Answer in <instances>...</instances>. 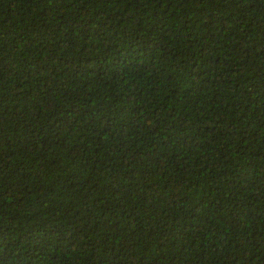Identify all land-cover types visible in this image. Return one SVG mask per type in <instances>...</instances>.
<instances>
[{"label":"trees","instance_id":"1","mask_svg":"<svg viewBox=\"0 0 264 264\" xmlns=\"http://www.w3.org/2000/svg\"><path fill=\"white\" fill-rule=\"evenodd\" d=\"M0 264H264V0H0Z\"/></svg>","mask_w":264,"mask_h":264}]
</instances>
